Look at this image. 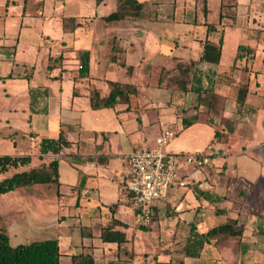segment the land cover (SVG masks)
<instances>
[{
  "label": "crops",
  "instance_id": "obj_1",
  "mask_svg": "<svg viewBox=\"0 0 264 264\" xmlns=\"http://www.w3.org/2000/svg\"><path fill=\"white\" fill-rule=\"evenodd\" d=\"M219 39V62H202V43ZM239 46L252 53L238 59ZM190 62L182 89L176 66ZM110 83L129 102L92 109L90 92L105 97ZM163 129L175 133L170 152L216 153L143 226L125 201L126 160ZM44 139L67 144L41 154ZM5 153L31 162L0 180L58 163V185L21 188L14 227L57 239L60 264H264V0H0ZM224 223L242 234H216L186 255L194 235Z\"/></svg>",
  "mask_w": 264,
  "mask_h": 264
},
{
  "label": "trees",
  "instance_id": "obj_2",
  "mask_svg": "<svg viewBox=\"0 0 264 264\" xmlns=\"http://www.w3.org/2000/svg\"><path fill=\"white\" fill-rule=\"evenodd\" d=\"M115 15L107 17L111 20ZM68 23L74 24V19H64V28L68 27ZM75 25L71 27L74 29ZM207 33L213 31V25L206 24ZM221 39L215 44L208 40L202 43V62L217 64L220 58ZM245 52L252 53L251 49L243 46L238 47L236 57L240 59ZM79 76L85 77L88 74V56L86 53L80 56ZM193 62L189 64L179 63L176 66V78L182 84V89L185 87V82L192 70ZM111 90L105 97L100 96L98 91L90 92V104L92 109L112 108L116 103H128L130 100L129 92H125L118 83H110ZM238 104L241 106L242 101ZM214 137H218L216 132ZM63 139H44L40 144V153L56 154L66 145ZM31 158L29 156H0V174L7 173L11 170H16L29 165ZM35 185H58V163L51 161L47 165L42 164L35 168H30L21 172H16L10 177L0 180V195H5L14 192L21 188H28ZM113 234L110 231L103 233V240L108 242L116 241L121 243L124 239L116 240L109 239L107 235ZM216 234H230L232 236H240L242 229L235 227L231 223H224L215 228L210 229L202 235H194L190 243L186 246V255L195 256V250L201 249L203 244L208 242V239ZM0 264H60V249L57 239H46L40 241H32L26 244L10 245L9 237L4 230H0Z\"/></svg>",
  "mask_w": 264,
  "mask_h": 264
},
{
  "label": "built area",
  "instance_id": "obj_3",
  "mask_svg": "<svg viewBox=\"0 0 264 264\" xmlns=\"http://www.w3.org/2000/svg\"><path fill=\"white\" fill-rule=\"evenodd\" d=\"M175 133L163 129L154 145L134 151L126 160L125 201L143 226L152 224L155 209L165 202L171 191L190 185L188 170H198L211 163L216 151L174 153L167 150Z\"/></svg>",
  "mask_w": 264,
  "mask_h": 264
},
{
  "label": "rangeland",
  "instance_id": "obj_4",
  "mask_svg": "<svg viewBox=\"0 0 264 264\" xmlns=\"http://www.w3.org/2000/svg\"><path fill=\"white\" fill-rule=\"evenodd\" d=\"M157 132L150 133L151 140L155 139ZM10 152V151H6ZM12 152V151H11ZM12 154V153H5ZM44 187V186H43ZM31 198H38L37 195ZM26 197L23 190L12 192L7 195H0V230H4L9 237V243L12 246L17 244H26L34 240H40L43 237L38 236V233H24V229L14 227L15 224L21 223L24 210L26 209Z\"/></svg>",
  "mask_w": 264,
  "mask_h": 264
}]
</instances>
